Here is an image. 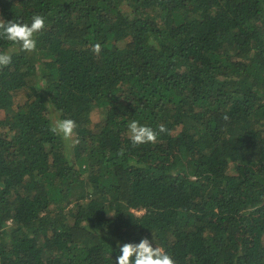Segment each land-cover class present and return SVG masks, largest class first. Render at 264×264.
Returning <instances> with one entry per match:
<instances>
[{"label": "trees", "instance_id": "16d2710c", "mask_svg": "<svg viewBox=\"0 0 264 264\" xmlns=\"http://www.w3.org/2000/svg\"><path fill=\"white\" fill-rule=\"evenodd\" d=\"M35 14L37 51L0 40V264H115L144 237L264 264V0H0ZM132 120L169 132L133 147Z\"/></svg>", "mask_w": 264, "mask_h": 264}, {"label": "clouds", "instance_id": "9594fccd", "mask_svg": "<svg viewBox=\"0 0 264 264\" xmlns=\"http://www.w3.org/2000/svg\"><path fill=\"white\" fill-rule=\"evenodd\" d=\"M44 29L45 18L39 14L33 15L30 23L0 19V40L9 42L20 52L31 54L37 51V35ZM90 50L94 55H99L102 46L95 43ZM11 62V55L8 52L0 51V70L9 66ZM76 127L77 124L73 119L57 118L54 119L49 131L60 137L71 147L79 143V138L75 133ZM168 132L169 130L164 124H160L157 129H153L132 120L127 126V135L133 147L143 144H155L160 134ZM119 253L115 264H175L169 253L161 247H153L152 240L147 237L141 238L138 243L128 242L119 245Z\"/></svg>", "mask_w": 264, "mask_h": 264}, {"label": "rangeland", "instance_id": "374dc122", "mask_svg": "<svg viewBox=\"0 0 264 264\" xmlns=\"http://www.w3.org/2000/svg\"><path fill=\"white\" fill-rule=\"evenodd\" d=\"M11 56L12 55H14L15 54V52H16V50L14 51V50H11V51H7ZM21 100H23V96H22V94H19V96H18V100L16 101L17 103L19 102V101H21ZM95 117V115L92 117V118H94ZM140 213V212H139ZM139 213H137V214H139Z\"/></svg>", "mask_w": 264, "mask_h": 264}]
</instances>
